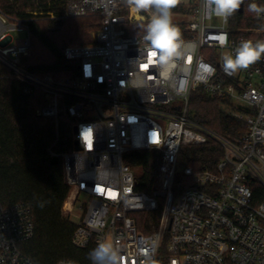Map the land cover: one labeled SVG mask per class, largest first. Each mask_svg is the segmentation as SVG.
<instances>
[{
    "label": "built area",
    "instance_id": "2783aa9c",
    "mask_svg": "<svg viewBox=\"0 0 264 264\" xmlns=\"http://www.w3.org/2000/svg\"><path fill=\"white\" fill-rule=\"evenodd\" d=\"M250 2L245 0L242 12L226 23L215 15L203 19L202 0L182 2L183 9L173 11L181 20L173 23L181 30L186 59L178 61L169 81L154 65L145 29L128 33L132 26L147 24L149 14L136 18L124 0H63L58 15L40 12L50 19L100 17L89 43L62 48L70 67L58 79L37 76L22 62L30 51L27 23L37 14L21 19L0 7V70L28 93L41 91L39 117L57 124L65 116L70 123L72 148L61 154L69 187L62 213L70 219L78 196L88 197L75 224L74 247L113 242L122 250L123 264H264V57L232 75L224 72L222 60L243 40H264V15L249 12ZM255 2L264 5V0ZM24 30L27 39L12 44L11 34ZM197 90L221 99L241 133L224 136L195 121L190 100ZM84 127L93 130L87 147L80 136ZM208 140L221 148L220 159L213 166H185L186 186L173 191L181 148ZM132 151L159 156L148 193L135 188L138 168L125 160ZM154 212L157 223L148 222L152 230L146 233L141 221ZM33 235L28 204L0 205V264H35L20 249ZM62 261L71 260L56 264ZM72 262L92 264L90 259Z\"/></svg>",
    "mask_w": 264,
    "mask_h": 264
},
{
    "label": "trees",
    "instance_id": "16d2710c",
    "mask_svg": "<svg viewBox=\"0 0 264 264\" xmlns=\"http://www.w3.org/2000/svg\"><path fill=\"white\" fill-rule=\"evenodd\" d=\"M63 0H11L1 4L2 10L12 17L27 19L30 13L52 11L59 14ZM181 6L173 9L182 10ZM30 50L32 40L39 43L50 55L48 63L24 66L37 76L45 73L67 71L70 64L61 57L60 41L89 43V32L97 30L100 17L92 15L81 18H56L46 25L33 20L28 23ZM145 29L139 23L128 29L129 34H138L133 29ZM222 100L205 95L201 90L193 93L190 100V115L201 125L224 135L241 133V124L222 109ZM43 104V94L34 90L26 91L24 84L5 69L0 70V205L26 203L30 206L34 235L20 245L21 251L35 264H56L60 259L79 263L89 261L88 253L94 247L78 249L72 244L75 224L63 215L62 205L69 187L62 170L61 154L71 150V128L65 116L53 119L42 118L36 109ZM53 154V155H52ZM221 157L219 145L208 140L199 145L183 146L178 160L193 168L203 164L210 166ZM126 163L138 168L136 190L148 193L153 184L159 156L155 151H132L125 156ZM185 178L173 184V191L186 186ZM158 212L146 215L141 221L144 232L148 233L157 223Z\"/></svg>",
    "mask_w": 264,
    "mask_h": 264
},
{
    "label": "clouds",
    "instance_id": "9594fccd",
    "mask_svg": "<svg viewBox=\"0 0 264 264\" xmlns=\"http://www.w3.org/2000/svg\"><path fill=\"white\" fill-rule=\"evenodd\" d=\"M182 2L187 0H124L130 12L136 14V18L144 20L145 17L140 15L141 13H148L150 16L145 28L144 40L148 42V50L155 53L154 65L158 67L163 81L173 79L178 70V61L182 58L186 59V45L181 30L172 20L173 9ZM244 3L245 0H202L201 16L203 19H209L215 15L226 23ZM247 9L257 17L264 15V5L258 4L255 0L248 3ZM220 43L222 46L227 44L226 34L220 38ZM262 57H264V40H243L234 54L223 55L224 72L232 75L240 70H246ZM92 132L91 127L81 129L80 136L86 147L87 137L89 135L92 137ZM121 253L120 247L105 240L89 251L88 258L92 264H123L124 257ZM61 264H74V262L62 261ZM142 264H156V262L145 260Z\"/></svg>",
    "mask_w": 264,
    "mask_h": 264
},
{
    "label": "rangeland",
    "instance_id": "374dc122",
    "mask_svg": "<svg viewBox=\"0 0 264 264\" xmlns=\"http://www.w3.org/2000/svg\"><path fill=\"white\" fill-rule=\"evenodd\" d=\"M13 1V0H12ZM9 3L11 2V0H0V7L2 8L1 4L3 3ZM3 9V8H2ZM36 21L40 22L43 25H46L47 21H51L53 19L48 18L44 13L38 14L36 19ZM172 20L173 21H178L181 20V17L173 15L172 16ZM141 29V28H139ZM95 30L90 31L89 34V38L90 40L92 39V35L94 33ZM12 39H13V43L14 45H19L22 42H24L27 39V31L24 30L22 32H13L11 34ZM57 44L61 47V49L64 46L67 45H83V44H87V43H78L76 41H60V37L59 35H55ZM51 57L49 55V53L36 41L32 40V46H31V50L29 51V54L27 57L24 58V63L30 64V65H38V64H44V63H48L50 61ZM23 62V60H22ZM67 72L63 71L61 72H55V73H45V75L51 76L53 78H62L67 76ZM185 167V165L178 160L177 165H176V171H175V177H174V183H178L183 179V168ZM87 200L88 197L85 194H80L77 198V201L75 203V206L72 209L71 212V216H70V221H72L74 224H76L79 221V218L82 215V208L85 204H87ZM64 215V214H63ZM65 216V215H64Z\"/></svg>",
    "mask_w": 264,
    "mask_h": 264
},
{
    "label": "water",
    "instance_id": "95a60500",
    "mask_svg": "<svg viewBox=\"0 0 264 264\" xmlns=\"http://www.w3.org/2000/svg\"><path fill=\"white\" fill-rule=\"evenodd\" d=\"M238 12H239V13L242 12V6H241V8L238 10Z\"/></svg>",
    "mask_w": 264,
    "mask_h": 264
},
{
    "label": "snow or ice",
    "instance_id": "6c2138e0",
    "mask_svg": "<svg viewBox=\"0 0 264 264\" xmlns=\"http://www.w3.org/2000/svg\"><path fill=\"white\" fill-rule=\"evenodd\" d=\"M87 139L90 140V139H91V136L89 135V136L87 137Z\"/></svg>",
    "mask_w": 264,
    "mask_h": 264
},
{
    "label": "crops",
    "instance_id": "0c3cea01",
    "mask_svg": "<svg viewBox=\"0 0 264 264\" xmlns=\"http://www.w3.org/2000/svg\"><path fill=\"white\" fill-rule=\"evenodd\" d=\"M143 15H148V13H142Z\"/></svg>",
    "mask_w": 264,
    "mask_h": 264
}]
</instances>
